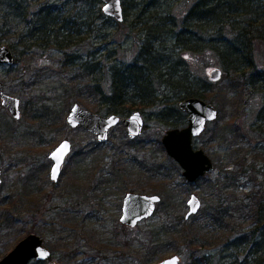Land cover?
I'll return each mask as SVG.
<instances>
[{
	"label": "rangeland",
	"instance_id": "374dc122",
	"mask_svg": "<svg viewBox=\"0 0 264 264\" xmlns=\"http://www.w3.org/2000/svg\"><path fill=\"white\" fill-rule=\"evenodd\" d=\"M121 1L125 12L123 22L107 16L101 0H23V3L18 4V12L8 4L7 8L0 9V46H9L13 42L19 49L16 54L19 61L15 65H0L1 90L20 100L22 114L16 120L0 101V170L3 177L0 215L4 208H9L17 220L13 227L8 228L5 221L4 226H0V259L8 255L21 239L33 233L45 239L46 246L53 252L51 261L44 264H142V259L148 257L147 247L155 235L154 231L168 215L171 220H177L180 215L186 219L187 200L193 194L202 201L195 220L202 217L201 209L204 206L215 203L209 198L207 202L200 184H190L183 178L181 168L171 173L166 170L167 167H163L168 165V159L162 137L171 128L158 121V107L137 110L142 112L146 123L140 137L129 139L127 129L119 123L111 129L109 141L99 147L96 146L99 143L96 135L82 127L71 128L66 121L74 104L79 103L89 109L79 99L85 100V103L98 104L99 98L96 100L93 92L87 88L92 79L95 81L97 71L102 74L104 86L109 88L111 70L134 62L153 19L163 27V30L160 29L165 32L162 36L165 42L163 52L169 56L174 47L173 40L182 27V19L198 0ZM41 11L43 14L53 13L59 17L58 20L66 17V28L70 30V36L75 38L69 49L59 51L54 47H34L30 52L21 46L22 32H40L44 27L42 17L39 26H35ZM145 29L146 32L143 31ZM24 41L28 43L30 39L25 38ZM175 53L172 62L180 65V70L186 69L191 76H195L199 86L211 90L213 95L221 87L223 89L225 86L226 89L229 82L224 76L219 56L213 51L177 50ZM255 57L257 68L264 70L262 44L255 50ZM75 60L78 62L75 63ZM71 61L73 65L88 62L89 66L99 67L93 77L75 65H67ZM215 70L221 71L218 79H212ZM224 96L222 94L220 97ZM230 99L227 97L223 101L216 97L212 103L220 114L215 120L218 125L226 122L234 125L230 128L229 138L238 132L242 136L233 145L243 147V155H239L236 165L226 168V172H231L225 173L230 175L225 184L236 200L243 199L246 194H250V197L257 194L264 198V90L258 84L254 89L246 86L233 100L234 106L229 102ZM98 113L106 117L109 115L102 111ZM214 122L208 124L205 133L196 138L193 145L204 149L210 157H216L223 166L222 160L229 161L224 156L230 149L224 147L216 137L215 129L218 126ZM213 136L215 139H212ZM64 139L73 143V149L63 171L72 169L78 185V194L71 198L60 196L50 184L49 174L53 165L50 152ZM239 164L248 173L241 174L243 167ZM62 174L60 182L65 181V174ZM218 174L220 170L217 169L205 178L214 180ZM89 182L91 189H88L90 195L87 196L80 187L85 188V183ZM39 187H46L44 193L50 194L45 204L42 201L46 194L39 192ZM58 188L60 190V185ZM160 188L166 192L159 194L157 191ZM30 190L31 194L27 195ZM123 192L158 194L165 203H159L153 217L131 228L120 222ZM96 194L102 198L103 208L95 200H88ZM20 197L36 202L38 207L33 204L32 209H27L26 206L15 205ZM13 200L15 202L10 205ZM40 207L42 209L39 211ZM59 212L62 216L57 218ZM71 214L77 216L76 225H61V220L70 223L74 219ZM253 223V219L245 222L244 233H252ZM243 230L237 238L243 234ZM142 251L145 256L141 254ZM175 255H180V264H189L193 260L187 248H183L160 253L149 264ZM199 256L196 258L199 259ZM207 256L211 257L209 261L212 264L247 263L243 246L238 249L230 246L213 248L207 251Z\"/></svg>",
	"mask_w": 264,
	"mask_h": 264
},
{
	"label": "trees",
	"instance_id": "16d2710c",
	"mask_svg": "<svg viewBox=\"0 0 264 264\" xmlns=\"http://www.w3.org/2000/svg\"><path fill=\"white\" fill-rule=\"evenodd\" d=\"M20 2L23 3V0H0V9L8 4L18 12ZM190 9L182 19V27L173 40V49L175 52L177 50L201 52V50L207 49L217 54L225 71L224 76L229 82L226 89L225 86L223 89L221 87L213 95L211 90L199 86V81L195 79V76H191L186 69L180 70L178 67L180 65L172 62V57L176 54L173 49L169 56L163 52L165 42L162 36L165 32L162 31L161 23H156L153 19L152 25L148 27L149 31L143 30L146 34L134 62L128 66H117L111 70L112 81L109 88L104 86L102 74L98 71L95 81L92 79L88 83L87 88L89 87L93 92L94 98L96 100L99 98L98 104L97 102V105L85 103L83 99H79V101L86 108L95 112L102 111L107 115L114 114L121 117H126L140 109L145 111L146 108L158 107L159 111L156 116L160 124L173 129L183 128L187 123L188 115L182 113L177 105L182 99L195 96L214 103L216 97L223 101L230 97L229 102L234 106L235 101L233 100L246 86L254 89L258 84V87L264 90V70L257 68L258 61L255 59L257 47L261 44L264 46V0H198ZM40 13L37 15L39 19L35 26L39 24L42 17L41 21L44 27L40 32L30 31V34L22 32L20 34L21 46L30 52L34 50V47L40 49L54 47L59 51L69 49L75 38L70 36V30L66 28V17H61L58 20L59 17L53 13L43 14V11ZM52 15L54 18L51 20ZM25 38L30 41L27 43L24 41ZM8 47L18 55L17 44L11 42ZM16 61H19L17 57ZM73 63L72 61L68 62L67 65L72 66ZM74 65L90 76L99 67L96 68L97 65L89 66L88 62ZM222 94L225 95L224 98L220 97ZM34 118L37 119L36 115ZM214 125L218 126L215 129L216 137L219 138L222 145L224 144V147L227 146L230 149L227 156H224L229 161L222 160L223 166H221L218 159L216 160V157L213 158L212 155L215 170H220V174L214 180L201 177L193 185L200 184L205 199L209 198L215 203H208L204 206L201 209L203 210L202 217L196 220V215L188 220L182 218V215L178 216L177 220H171L172 218L168 215L161 226L154 231L155 235L147 247L149 248L146 254L148 257L142 259V264H149L160 253L169 250L178 251L183 248H187L192 256L193 260L189 264H212L209 261L211 257L207 256V251L221 248V246H230L235 249L243 246L246 264H264V198H260L257 194H252V197L250 194H246L243 199L236 200L233 192L228 191V186L225 184L230 176L227 174L231 172H226V168L232 164L236 165L239 155H243L241 154L243 147L233 145L242 136L238 132L230 139V128H233L234 125L228 122L218 125L215 121ZM212 139H215L214 136ZM102 144L99 142L96 146L99 147ZM166 159H168V165L163 166L167 167L166 170L170 172L174 169L181 170L175 159H171L168 155ZM139 165L141 166V163ZM242 167L240 173H248V170L244 169V166ZM157 192L164 194L166 191L160 188ZM20 198L15 205L20 204L26 208L30 203L31 208L37 205L36 202H29L24 197ZM252 199L254 200L252 201ZM13 202L15 201L13 200L10 205ZM161 203L164 204L165 201L162 199ZM0 216L2 218L0 226H4V221L8 228L15 225L16 218L13 217L9 208H4ZM251 219L255 225L252 228V233L247 235L243 228L245 222ZM71 222H74V219L68 223L70 226L74 225ZM242 230L243 234L237 238ZM101 246L104 247L103 244ZM200 253L203 254L200 255ZM141 254L145 256L143 251ZM198 256L199 259L196 258ZM35 264H44V262Z\"/></svg>",
	"mask_w": 264,
	"mask_h": 264
},
{
	"label": "water",
	"instance_id": "95a60500",
	"mask_svg": "<svg viewBox=\"0 0 264 264\" xmlns=\"http://www.w3.org/2000/svg\"><path fill=\"white\" fill-rule=\"evenodd\" d=\"M104 2L103 11L107 16L118 22H123L124 13L122 1L119 0H101ZM107 9V10H106ZM15 55L13 49L6 45L0 46V65L11 66L15 64ZM221 71L215 70L212 79H218ZM0 99L3 106L11 113L16 120L20 119L21 102L15 96H10L1 90ZM181 112L188 115L187 125L183 128L168 129L163 135L162 144L166 148V153L171 159H175L183 170L182 176L190 183H195L200 177L207 176L208 173L215 170L214 161L202 148L194 147V140L202 135L208 123L214 122L218 117V109L215 104L199 97L185 98L178 103ZM66 121L71 128L83 127L86 131L96 135L97 141L107 143L111 129L119 123H123L129 139H135L141 136L145 117L141 111H135L127 117L118 115L103 116L89 109L83 108L79 103L74 104ZM71 151V142L63 140L50 153L53 161V167L50 175L53 182H57L61 176V169L65 159ZM55 169L56 179H53V170ZM3 183L2 172L0 170V186ZM161 197L158 194L147 195L140 193H128L123 200L122 218L123 224L135 227L138 223L152 217ZM188 213L186 219L196 215L202 206V201L198 196L192 195L188 200ZM46 253V255H44ZM52 252L45 246V240L39 235L29 234L21 239L18 244L10 250L8 255L0 259V264H30L32 260L48 261ZM180 264V255L169 257L166 260L156 264Z\"/></svg>",
	"mask_w": 264,
	"mask_h": 264
},
{
	"label": "flooded vegetation",
	"instance_id": "af4514ba",
	"mask_svg": "<svg viewBox=\"0 0 264 264\" xmlns=\"http://www.w3.org/2000/svg\"><path fill=\"white\" fill-rule=\"evenodd\" d=\"M14 51V50H13ZM14 55H15V59H16V54H15V52H14ZM16 64V63H15ZM14 64V65H15ZM13 66V65H12ZM7 67H9V66H7ZM0 101H1V99H0ZM83 128V127H82ZM64 140H68V139H64ZM71 142V141H70ZM55 149V148H54ZM72 149H73V143L71 142V151H72ZM53 151V150H52ZM51 151V152H52ZM71 151H70V154H71ZM50 152V153H51ZM69 154V155H70ZM68 155V156H69ZM68 158V157H67ZM67 158L65 159V162H64V165L62 166V169H61V176L59 177V179H58V181L57 182H53L52 180V183H50L51 184V186L52 187H54V190H56L55 192H57V194H61L60 196H63V197H73V196H76L75 194H78V185H77V181L75 180V176H74V174H72L73 172H72V169H71V171H70V169L68 168V170L67 171H63L64 170V167H65V163H66V161H67ZM51 159V158H50ZM51 161H52V159H51ZM52 164H53V161H52ZM54 165V164H53ZM53 165H52V167H53ZM52 167H51V169H52ZM51 169H50V172H51ZM2 172V171H1ZM62 173H64L65 174V181H62V182H60L61 181V179H62ZM50 175V174H49ZM50 178H51V175H50ZM58 183V184H57ZM86 184V186H85V188L84 187H80V189L81 190H84L83 192L85 193V195H87V196H89L90 194H89V192H88V189H89V191H90V189H91V184H90V182L89 183H85ZM60 185V190H59V188H58V186ZM44 187V186H43ZM90 187V188H89ZM46 188V187H45ZM45 188H42V187H39L38 188V190H39V192H42V194H46V193H44V191H45ZM84 188V189H83ZM79 189V190H80ZM37 190V191H38ZM122 190H123V188H122ZM32 191H34V189L32 190ZM124 193V192H123ZM29 194H31V190L29 191V192H27V195H29ZM103 194H105V193H103ZM125 194V193H124ZM123 194V200H124V198L126 197V195L128 194H125L124 195ZM26 195V196H27ZM50 194L48 193V194H46L45 195V197H43V201H42V203H44L45 204V202H47L48 201V196H49ZM27 197H29V198H31L30 196H27ZM27 197H26V199H27ZM33 200H34V198H33ZM89 201H94L95 200V202L97 203V205H101L100 206V208H103V204H102V198L100 199L99 197H98V195L96 194V195H92L91 196V198L90 199H88ZM123 200H122V209H123ZM27 201H29V199L27 200ZM29 202H31V201H29ZM31 204V203H30ZM30 204H27V209H32L31 207H30ZM42 206V205H41ZM75 206V205H74ZM71 207V206H70ZM70 207H67L66 209H69ZM76 208H78L77 206H76ZM42 209V207H40V209H39V211ZM68 213H69V211H67ZM62 213L61 212H59L58 213V215H57V218H59V216L61 215ZM122 214V213H121ZM71 215H73V218H74V225H72V226H75L76 225V219H77V216H75L74 214H71ZM123 215V214H122ZM62 216V215H61ZM67 217H69L68 215H67ZM121 218H122V216H121ZM121 218H120V222H121ZM61 222V225H66V226H68V227H71L68 223L69 222H64L63 220H61L60 221ZM122 223V222H121ZM128 226V225H127ZM39 236V235H38ZM45 240V239H44ZM45 246H46V243H45ZM47 247V246H46ZM48 248V247H47ZM48 250H50L51 252H52V250L51 249H49L48 248ZM52 256H53V252H52V254H51V257L48 259V261H51V258H52ZM34 261H36V262H48V261H37V260H32V262H34ZM31 262V263H32Z\"/></svg>",
	"mask_w": 264,
	"mask_h": 264
},
{
	"label": "snow or ice",
	"instance_id": "6c2138e0",
	"mask_svg": "<svg viewBox=\"0 0 264 264\" xmlns=\"http://www.w3.org/2000/svg\"><path fill=\"white\" fill-rule=\"evenodd\" d=\"M119 2V0H117V3ZM107 10V9H106ZM53 179H56V174H55V169L53 170V176H52ZM44 255H46V253H44ZM174 264V262H173Z\"/></svg>",
	"mask_w": 264,
	"mask_h": 264
}]
</instances>
